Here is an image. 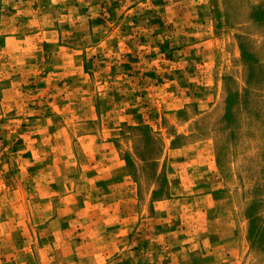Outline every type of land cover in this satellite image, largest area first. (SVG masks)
Wrapping results in <instances>:
<instances>
[{
    "label": "rangeland",
    "instance_id": "rangeland-1",
    "mask_svg": "<svg viewBox=\"0 0 264 264\" xmlns=\"http://www.w3.org/2000/svg\"><path fill=\"white\" fill-rule=\"evenodd\" d=\"M0 264H264V0H0Z\"/></svg>",
    "mask_w": 264,
    "mask_h": 264
}]
</instances>
